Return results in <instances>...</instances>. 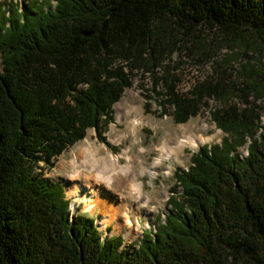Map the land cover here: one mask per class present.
Segmentation results:
<instances>
[{
	"label": "trees",
	"instance_id": "obj_1",
	"mask_svg": "<svg viewBox=\"0 0 264 264\" xmlns=\"http://www.w3.org/2000/svg\"><path fill=\"white\" fill-rule=\"evenodd\" d=\"M247 35L264 43V0H0V264H264L253 68L215 60L213 75L180 92L172 61H210ZM137 74L149 76L158 114L176 123L214 100L210 119L223 135L174 171L164 219L122 248L41 175L87 129L104 142L113 104Z\"/></svg>",
	"mask_w": 264,
	"mask_h": 264
},
{
	"label": "rangeland",
	"instance_id": "obj_2",
	"mask_svg": "<svg viewBox=\"0 0 264 264\" xmlns=\"http://www.w3.org/2000/svg\"><path fill=\"white\" fill-rule=\"evenodd\" d=\"M226 59L232 68L239 71H242L243 66L253 68L250 71L256 79L254 82L258 84L256 87L262 88L260 90L262 97L257 103L261 106L260 122L264 124V43L254 35H247L245 39L231 44L230 49H218L210 61L199 62L197 56L186 54L174 55L172 61L178 64L177 77L180 79L177 90L185 92L196 81L213 75L214 61L225 63ZM237 74L238 72L231 71L228 81L242 87L243 80ZM146 96L149 97V102L146 101ZM153 98L154 92L149 76L137 74L132 79V85L125 88L119 100L113 104L114 120L101 134L104 142L97 138L94 129H87L84 138L62 151L55 158L53 167L41 175L43 180L59 182L62 185L65 196L70 199L71 212L77 207L81 212L91 216L101 238L120 235L123 238L122 248L132 245L143 230L153 228L159 217L160 221L164 219L167 212L166 203L174 185V171L186 169L190 164L192 152L204 144L218 143L223 135L210 119L209 109L216 105L214 100L210 99L208 108H202L184 123H176L170 113L158 114L159 108ZM146 102L149 103L148 109H145ZM132 125L135 130H131ZM188 136L199 137L201 141L194 146L181 144L180 140ZM86 148L97 149L98 156L109 154L117 156L121 165L129 163L133 167L136 177L134 181L142 184L141 193L148 204L146 208L135 210L131 206L125 207L126 211L137 217L139 224L137 230H128L125 224L122 212L127 202L122 200L118 191L102 190L92 211L87 210V205L80 200L85 189H82L84 186L80 178H73L71 161L76 158L78 174L89 175L81 162L82 157L79 156V150ZM238 151L241 157L247 155L246 146L240 147ZM125 154L129 156L128 161ZM157 159L158 163L153 166ZM151 167L153 174L149 173ZM76 184H81L78 186L81 189L74 193L72 191ZM130 205L137 207V203Z\"/></svg>",
	"mask_w": 264,
	"mask_h": 264
},
{
	"label": "bare ground",
	"instance_id": "obj_3",
	"mask_svg": "<svg viewBox=\"0 0 264 264\" xmlns=\"http://www.w3.org/2000/svg\"><path fill=\"white\" fill-rule=\"evenodd\" d=\"M131 130H135L132 125ZM198 141H201V138L195 136H188L185 139L180 140L181 144L194 146ZM168 147V146H167ZM79 156L81 162L85 165L84 168L87 169L89 175L78 174L77 166L78 163L76 158L71 161L73 166V178H80L82 189H85L83 194L80 197V200L85 203L87 210H93L95 204L99 199L102 190L109 189L112 191H118L119 196L122 200L126 201L127 204L123 206V216L125 218V224L128 227V230H137L138 220L137 217L132 215V212L126 211L125 207L131 206L135 209L146 208L147 199H143L142 196V184L140 182H135V174L133 173V167L131 164L127 163L121 165L119 163L118 157L113 155L108 156H98V150L89 148L80 149ZM125 159L128 161L129 156L125 154ZM158 163V159L154 162L153 166ZM152 168L149 169V173L153 174ZM143 173V172H142ZM135 177V178H134ZM93 182V183H92ZM81 184H76L74 192L81 189L78 187ZM137 203V207H134L130 204ZM130 208V207H128ZM104 220V219H103Z\"/></svg>",
	"mask_w": 264,
	"mask_h": 264
}]
</instances>
